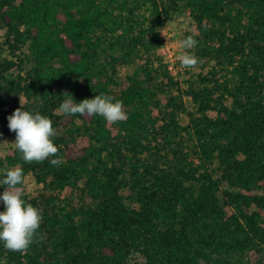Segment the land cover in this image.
Masks as SVG:
<instances>
[{"label": "trees", "instance_id": "obj_1", "mask_svg": "<svg viewBox=\"0 0 264 264\" xmlns=\"http://www.w3.org/2000/svg\"><path fill=\"white\" fill-rule=\"evenodd\" d=\"M181 9L197 30V66L215 62L209 76L196 74L201 87L189 79L186 90L151 55ZM0 31V54L17 59L0 58V136L13 132L8 116L21 98L24 110L52 120L63 158L58 167L54 157L26 163L16 147L0 157V180L20 167L42 184L22 198L42 209L46 237L23 253L0 241V264H129L137 253L144 264H264L247 258L264 251V194L219 195L222 182L252 190L264 180V0H0ZM138 59L120 82L119 67ZM24 62L25 74L10 79ZM66 92L77 103L114 96L127 119L113 133L100 115L59 113ZM183 94L194 104L184 127ZM79 136L88 145L71 149ZM66 188L75 197L61 196Z\"/></svg>", "mask_w": 264, "mask_h": 264}, {"label": "clouds", "instance_id": "obj_2", "mask_svg": "<svg viewBox=\"0 0 264 264\" xmlns=\"http://www.w3.org/2000/svg\"><path fill=\"white\" fill-rule=\"evenodd\" d=\"M194 35H188L182 41L184 53L179 60L184 68H195L201 61L191 50L197 46ZM67 98L61 103L57 111L66 115L104 117L108 124L125 121L127 114L124 111L123 103L114 96L100 93L94 99H84L77 103L73 96L65 93ZM21 107L8 116V127L16 133L15 147L22 153V159L26 163L33 161L42 163L50 157L51 165L60 166L63 158L58 156L59 148L54 144L53 138L57 132L53 128L52 120L39 111H27ZM24 183V173L20 167H16L6 172L5 178L0 180V185H5V191L0 196L4 202L5 211L0 212V241L4 242V247L11 251L26 252L30 244L34 241L46 239L39 233L42 222V209L34 207L25 201L22 187Z\"/></svg>", "mask_w": 264, "mask_h": 264}, {"label": "rangeland", "instance_id": "obj_3", "mask_svg": "<svg viewBox=\"0 0 264 264\" xmlns=\"http://www.w3.org/2000/svg\"><path fill=\"white\" fill-rule=\"evenodd\" d=\"M197 30L194 26L193 17L189 15V11L185 9H181L180 11L174 12L171 14V16L165 21L164 25L159 29V37H160V44L156 51L152 52V60L154 61V65H156L158 62L161 63V67L165 68L169 75L173 77L175 81L178 82L181 89L186 90L188 89V81L189 79H192L193 81L198 83V86L201 87L202 84L199 83L196 74L199 72L203 75L209 76V71L212 68V65L215 64L214 61H211L204 67L196 66L195 68H184L181 66L179 57L182 55L185 51L182 47V41L185 39L188 35L196 34ZM0 40H3V32L0 31ZM4 51L1 52L0 58L1 59H10L12 61H16V57H13L11 54H9L5 48H3ZM23 57V55H20V58ZM144 59V58H143ZM142 60L138 59L135 61L133 65L130 66H120L118 69V79L120 82H125V75L130 73L132 69L140 63ZM143 62V61H142ZM22 69L20 70L19 67L15 66L12 69H10L8 76H10V79L15 77L17 74H25V71L29 69L30 64L29 63H22L20 65ZM165 81V80H164ZM165 83V82H164ZM171 93H176V88L169 87L166 88ZM159 97L161 98V103L166 102L167 95L165 93H160ZM183 102L185 105L186 110L184 112H181L178 116L179 124L184 127L187 126L189 122V112L194 111V104L191 100V97L187 94H183ZM154 115H157V111L154 110ZM210 116H215V112L210 111L208 113ZM161 123V122H160ZM107 126L113 133H115V128L113 124H108ZM181 140H182V150L184 153H189L192 156V152L195 148L194 140H191L188 136V133L186 130L181 131ZM16 140V133L11 132L6 135L0 136V157L4 158L6 155H10L13 153V149L15 148V142ZM88 145V138L84 136H79L76 138L75 142L69 143V147L74 150H78L80 148H83ZM189 155V156H190ZM215 164L213 165V167ZM215 176H219V173L214 174ZM18 187H22L23 195L32 197L36 194H38L42 190V184L35 181V178L31 174H27L24 176V183ZM6 188V187H5ZM4 189H1L0 187V196L3 195ZM231 191L235 193H242L245 195H263L264 194V180L259 183L258 187L252 189V190H246L241 188H233L230 187L225 182H222L220 184V190L219 195L220 197L223 196L222 191ZM72 195L75 197V190L71 191L70 188H66L61 196L66 195ZM123 195L126 197V203L130 207H137L135 203V198L133 196H130V191L123 190ZM90 203V200L87 201ZM0 204L4 206V210H6L4 202L0 200ZM251 211L257 210L254 206L250 209ZM227 215L231 214L233 212L232 208H227ZM261 213L262 221L260 222V225H264V212ZM250 263L256 262L258 259L261 258V260H264V251L262 254L260 252H256L251 250L248 253L247 256ZM129 264H144V259L140 254H134L131 255L128 258L127 261Z\"/></svg>", "mask_w": 264, "mask_h": 264}]
</instances>
